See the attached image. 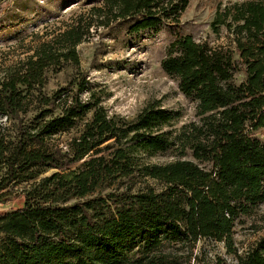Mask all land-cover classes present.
<instances>
[{"label": "trees", "instance_id": "trees-1", "mask_svg": "<svg viewBox=\"0 0 264 264\" xmlns=\"http://www.w3.org/2000/svg\"><path fill=\"white\" fill-rule=\"evenodd\" d=\"M188 5L107 0L96 25L133 17L135 34L179 25ZM94 25L0 62V203L25 185L24 205L0 212V264H182L178 251L202 239L223 242L238 264H264V237L243 253L234 246L237 221L264 203V2L218 7L211 27L225 29V44L190 34L169 43L162 68L197 118L180 127L158 102L132 119L110 115L81 70L46 90L49 72L80 67L77 46ZM172 148L181 158L142 157Z\"/></svg>", "mask_w": 264, "mask_h": 264}, {"label": "rangeland", "instance_id": "rangeland-1", "mask_svg": "<svg viewBox=\"0 0 264 264\" xmlns=\"http://www.w3.org/2000/svg\"><path fill=\"white\" fill-rule=\"evenodd\" d=\"M106 1L0 0V62L9 64L25 57L27 50L40 41L50 39L73 24L93 22L95 25L90 28V34L77 46L80 67L69 65L60 72H49L48 92L70 86L81 70L88 74L90 87L110 115L120 114L132 119L147 104L158 102L161 107L179 113L175 127L196 120L194 104L180 91L177 81L165 73L161 61L167 46L178 34H190L215 45L225 44L228 40L225 29L216 35L211 27L215 13L220 5L224 7L244 0H189L179 25H163L137 34L129 31L135 20L133 17L114 21L106 28L96 25V8L104 6ZM245 78V73L240 72L235 76V82L241 83ZM76 132L74 129L64 137ZM256 136L264 140V129L257 131ZM142 157L153 164H165L181 155L172 148ZM24 187L15 188L9 200L0 203V212L24 205ZM234 230V246L239 253L264 237V203L253 215L241 217ZM178 252L182 264H238L236 256L223 242L212 239H202L192 250Z\"/></svg>", "mask_w": 264, "mask_h": 264}]
</instances>
